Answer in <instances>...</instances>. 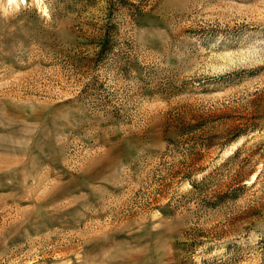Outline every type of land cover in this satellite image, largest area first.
<instances>
[{"label": "rangeland", "instance_id": "1", "mask_svg": "<svg viewBox=\"0 0 264 264\" xmlns=\"http://www.w3.org/2000/svg\"><path fill=\"white\" fill-rule=\"evenodd\" d=\"M0 264H264V0H0Z\"/></svg>", "mask_w": 264, "mask_h": 264}]
</instances>
